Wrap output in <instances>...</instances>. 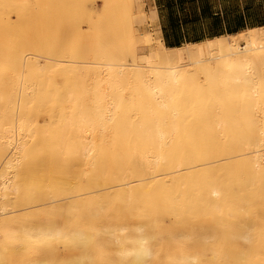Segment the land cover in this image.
Masks as SVG:
<instances>
[{
  "label": "bare ground",
  "instance_id": "1",
  "mask_svg": "<svg viewBox=\"0 0 264 264\" xmlns=\"http://www.w3.org/2000/svg\"><path fill=\"white\" fill-rule=\"evenodd\" d=\"M120 1L132 25L119 55L91 44L79 58L59 37L61 51L28 45L0 63V264H264L263 201L184 189L226 166L199 157L264 168V26L166 47L137 28L153 8ZM227 108L236 117L199 142L191 113Z\"/></svg>",
  "mask_w": 264,
  "mask_h": 264
},
{
  "label": "rangeland",
  "instance_id": "2",
  "mask_svg": "<svg viewBox=\"0 0 264 264\" xmlns=\"http://www.w3.org/2000/svg\"><path fill=\"white\" fill-rule=\"evenodd\" d=\"M27 1L29 2L30 8L28 12ZM110 1L111 0H9V8H0V16L3 14L1 17L2 21L7 20V24L5 23L7 27H4L2 23V25L0 24V29L2 28L0 31V44L9 49L4 53L0 52V63L3 61L8 62L11 53H18L27 49L28 45L36 46V50L43 55H48L49 53L53 54L58 50L61 51L64 48L59 47L58 50H55L58 45L59 37H62V44H65L67 47L66 52L79 58H82L80 49L85 50L87 49L86 47L91 44L93 49H98L96 50L97 52L101 51V53L114 56L119 55L122 48L119 42L126 37V33L129 31V27L132 23L123 14L125 10H123L121 4H119L121 1L115 0L118 4L115 3L116 6H113L114 8H111L114 1L112 4ZM147 1L148 0H141L139 1L141 2L139 5L142 7V10L149 14L150 8L147 6ZM4 28L6 29L3 32ZM137 28L140 32H149L153 35L157 31L155 23L151 22L149 19H146V22L140 24V26L138 25ZM210 110L212 111L195 109L190 116L189 122H191V124L189 123L188 125L189 129H195V133H202L199 142L204 145H208L209 142L203 129L207 124H210L213 118L217 116L221 118H233L237 115L232 109L228 108L224 110L218 109V112L215 111V109ZM229 150L230 148L228 147L226 152ZM205 152H211L209 147L207 148L206 146ZM230 156L231 155H226L224 157H199L203 159V162H206V160L211 161L213 160L212 158H216L215 160L220 159L227 161L224 162L226 166L223 168L213 170L212 172L203 170L198 177H189L187 179V182L184 184V189L187 188L189 191L188 198L190 201L195 200L200 202L202 199L205 204H211L212 196L206 194L205 190L214 188L218 191L227 193L225 199L222 198L230 207L237 204V201H234L235 198L242 199V197L246 195L245 198H247L248 195L252 197L257 196L260 201L264 202V168L259 174L254 176L248 168L242 166L239 160H229V158H232ZM187 158L189 161L198 159V157ZM213 177H215V179ZM211 178L214 181H212ZM248 178L251 180L248 181ZM255 178L257 182H255ZM252 181H254L253 185H251L253 183ZM72 186L77 187V184L74 183ZM232 192L236 193L234 198L231 195ZM64 198V196H61L54 198V200H60V203H64ZM41 204L42 202L35 203V206ZM36 209H38V207ZM166 222L169 225L174 224V219H167Z\"/></svg>",
  "mask_w": 264,
  "mask_h": 264
},
{
  "label": "crops",
  "instance_id": "3",
  "mask_svg": "<svg viewBox=\"0 0 264 264\" xmlns=\"http://www.w3.org/2000/svg\"><path fill=\"white\" fill-rule=\"evenodd\" d=\"M166 47L264 26V0H148Z\"/></svg>",
  "mask_w": 264,
  "mask_h": 264
},
{
  "label": "trees",
  "instance_id": "4",
  "mask_svg": "<svg viewBox=\"0 0 264 264\" xmlns=\"http://www.w3.org/2000/svg\"><path fill=\"white\" fill-rule=\"evenodd\" d=\"M192 42H196V41H192Z\"/></svg>",
  "mask_w": 264,
  "mask_h": 264
}]
</instances>
